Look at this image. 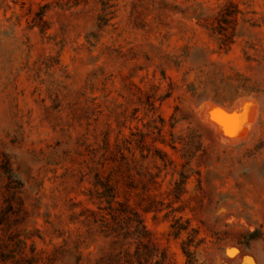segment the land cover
Wrapping results in <instances>:
<instances>
[{"label":"rangeland","instance_id":"obj_1","mask_svg":"<svg viewBox=\"0 0 264 264\" xmlns=\"http://www.w3.org/2000/svg\"><path fill=\"white\" fill-rule=\"evenodd\" d=\"M0 264H264V0H0Z\"/></svg>","mask_w":264,"mask_h":264}]
</instances>
